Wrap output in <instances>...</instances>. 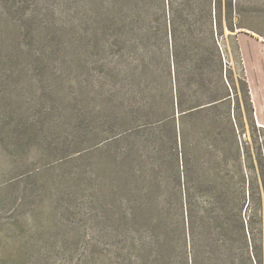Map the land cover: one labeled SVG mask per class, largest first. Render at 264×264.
Wrapping results in <instances>:
<instances>
[{
    "label": "trees",
    "instance_id": "trees-1",
    "mask_svg": "<svg viewBox=\"0 0 264 264\" xmlns=\"http://www.w3.org/2000/svg\"><path fill=\"white\" fill-rule=\"evenodd\" d=\"M78 8L79 54L109 135L95 147L107 161L94 194L110 223L109 264H264V128L239 138L238 86L219 42L257 29L264 0Z\"/></svg>",
    "mask_w": 264,
    "mask_h": 264
},
{
    "label": "rangeland",
    "instance_id": "rangeland-1",
    "mask_svg": "<svg viewBox=\"0 0 264 264\" xmlns=\"http://www.w3.org/2000/svg\"><path fill=\"white\" fill-rule=\"evenodd\" d=\"M78 11V0H0V264H109L110 223L94 202L107 161L95 147L109 135L79 54ZM229 33L219 42L238 86L239 138L253 140L254 124L264 128V18Z\"/></svg>",
    "mask_w": 264,
    "mask_h": 264
}]
</instances>
